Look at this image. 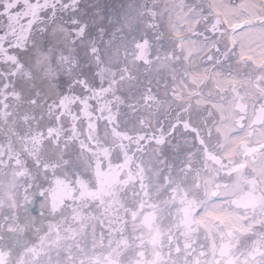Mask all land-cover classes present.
Listing matches in <instances>:
<instances>
[{
  "label": "snow or ice",
  "instance_id": "snow-or-ice-1",
  "mask_svg": "<svg viewBox=\"0 0 264 264\" xmlns=\"http://www.w3.org/2000/svg\"><path fill=\"white\" fill-rule=\"evenodd\" d=\"M0 264H264V0H0Z\"/></svg>",
  "mask_w": 264,
  "mask_h": 264
},
{
  "label": "bare ground",
  "instance_id": "bare-ground-1",
  "mask_svg": "<svg viewBox=\"0 0 264 264\" xmlns=\"http://www.w3.org/2000/svg\"><path fill=\"white\" fill-rule=\"evenodd\" d=\"M239 2V0H223V3L231 5L233 3Z\"/></svg>",
  "mask_w": 264,
  "mask_h": 264
},
{
  "label": "rangeland",
  "instance_id": "rangeland-1",
  "mask_svg": "<svg viewBox=\"0 0 264 264\" xmlns=\"http://www.w3.org/2000/svg\"><path fill=\"white\" fill-rule=\"evenodd\" d=\"M105 3L111 5L112 3V0H104ZM119 7V4H117V8ZM110 11H111V8H110Z\"/></svg>",
  "mask_w": 264,
  "mask_h": 264
}]
</instances>
